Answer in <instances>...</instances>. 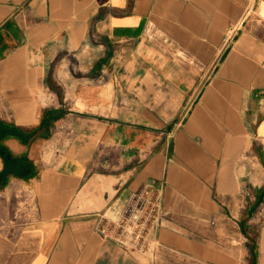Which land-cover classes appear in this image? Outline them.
Returning a JSON list of instances; mask_svg holds the SVG:
<instances>
[{"label":"crops","instance_id":"obj_1","mask_svg":"<svg viewBox=\"0 0 264 264\" xmlns=\"http://www.w3.org/2000/svg\"><path fill=\"white\" fill-rule=\"evenodd\" d=\"M263 199L264 0H0V264H264Z\"/></svg>","mask_w":264,"mask_h":264},{"label":"built area","instance_id":"obj_2","mask_svg":"<svg viewBox=\"0 0 264 264\" xmlns=\"http://www.w3.org/2000/svg\"><path fill=\"white\" fill-rule=\"evenodd\" d=\"M160 210V188L143 184L131 192L117 218L99 215L95 230L104 238L132 250L148 253L153 249L152 234L158 225ZM259 216L264 219V199Z\"/></svg>","mask_w":264,"mask_h":264},{"label":"rangeland","instance_id":"obj_3","mask_svg":"<svg viewBox=\"0 0 264 264\" xmlns=\"http://www.w3.org/2000/svg\"><path fill=\"white\" fill-rule=\"evenodd\" d=\"M19 187V186H18ZM19 190L17 191V197H16V219H22L23 218V203H24V196L22 197L21 194H23V190L18 188ZM28 196V195H27ZM8 216L7 213L0 214V219H6Z\"/></svg>","mask_w":264,"mask_h":264}]
</instances>
